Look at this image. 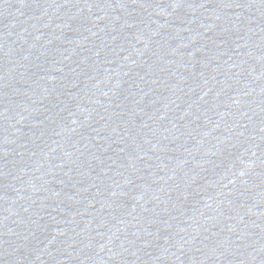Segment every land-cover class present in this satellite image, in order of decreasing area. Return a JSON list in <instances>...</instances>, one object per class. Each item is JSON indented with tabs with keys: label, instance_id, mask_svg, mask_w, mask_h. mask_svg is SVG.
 <instances>
[{
	"label": "water",
	"instance_id": "95a60500",
	"mask_svg": "<svg viewBox=\"0 0 264 264\" xmlns=\"http://www.w3.org/2000/svg\"><path fill=\"white\" fill-rule=\"evenodd\" d=\"M0 264H264V0H0Z\"/></svg>",
	"mask_w": 264,
	"mask_h": 264
}]
</instances>
